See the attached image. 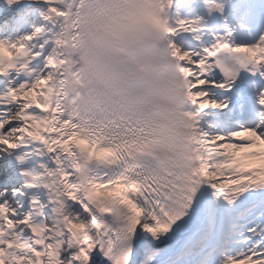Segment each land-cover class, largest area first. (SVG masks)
<instances>
[{"label":"snow or ice","instance_id":"obj_1","mask_svg":"<svg viewBox=\"0 0 264 264\" xmlns=\"http://www.w3.org/2000/svg\"><path fill=\"white\" fill-rule=\"evenodd\" d=\"M0 264H264V0H0Z\"/></svg>","mask_w":264,"mask_h":264},{"label":"clouds","instance_id":"obj_2","mask_svg":"<svg viewBox=\"0 0 264 264\" xmlns=\"http://www.w3.org/2000/svg\"><path fill=\"white\" fill-rule=\"evenodd\" d=\"M89 56L90 73L92 78L107 87L113 75L114 51L103 45L92 47L86 53Z\"/></svg>","mask_w":264,"mask_h":264}]
</instances>
